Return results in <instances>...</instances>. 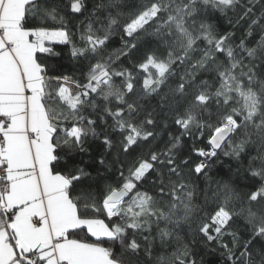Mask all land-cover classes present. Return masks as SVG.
<instances>
[{
    "label": "snow or ice",
    "instance_id": "6c2138e0",
    "mask_svg": "<svg viewBox=\"0 0 264 264\" xmlns=\"http://www.w3.org/2000/svg\"><path fill=\"white\" fill-rule=\"evenodd\" d=\"M0 264H264V0H0Z\"/></svg>",
    "mask_w": 264,
    "mask_h": 264
},
{
    "label": "trees",
    "instance_id": "16d2710c",
    "mask_svg": "<svg viewBox=\"0 0 264 264\" xmlns=\"http://www.w3.org/2000/svg\"><path fill=\"white\" fill-rule=\"evenodd\" d=\"M53 47L56 51H61V50H64L65 52L67 51L66 46H63V45H53ZM49 62L53 64H57V65L63 64L65 67H68V68L71 67L70 65H67L65 60H61L58 57L51 58Z\"/></svg>",
    "mask_w": 264,
    "mask_h": 264
}]
</instances>
